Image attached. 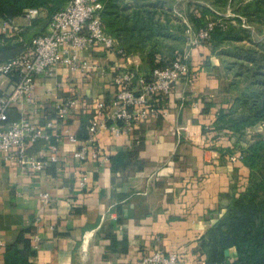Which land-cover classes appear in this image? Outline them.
<instances>
[{"label":"crops","instance_id":"obj_1","mask_svg":"<svg viewBox=\"0 0 264 264\" xmlns=\"http://www.w3.org/2000/svg\"><path fill=\"white\" fill-rule=\"evenodd\" d=\"M46 17L47 11L41 10L11 23L31 39L46 31ZM3 21L0 18V39L5 35ZM7 38L12 40L0 46V61L22 50V41ZM190 49L194 82L184 77L171 95L155 96L151 101L155 113L147 121H137L129 135H114L110 129L97 134L108 161L89 157L83 162L75 151L88 136L97 101L113 97L118 70L136 66L150 76L152 66L141 52L85 49L83 68L72 71L59 65L53 76L37 79L35 106L7 110L5 125L23 111L45 125L56 118L58 102L69 97L79 101L65 119L56 118L62 135L59 162L30 172L7 162L0 152V264H7L12 245L23 249L25 239L35 252L28 258L31 264H139L155 249L178 251L179 264H206L204 238L245 188L250 168L238 149L246 150L257 130L248 129L243 143L240 133L216 128L218 109L231 103L229 78L218 70L209 46ZM161 59L157 54L156 63ZM16 79L1 77L2 91H11ZM206 102L213 103L209 111ZM69 133L79 141L70 140ZM48 144L39 139L29 152L44 156ZM231 154L238 158L232 160ZM230 250L235 255V249Z\"/></svg>","mask_w":264,"mask_h":264},{"label":"built area","instance_id":"obj_2","mask_svg":"<svg viewBox=\"0 0 264 264\" xmlns=\"http://www.w3.org/2000/svg\"><path fill=\"white\" fill-rule=\"evenodd\" d=\"M102 0H69L61 9L52 14L47 29L43 33L26 39L23 29L17 28L10 21L4 20L2 31L9 38L22 41L24 48L20 54L5 61H0V78L16 76L11 91L4 92L0 88V152L7 162H17L30 172H40L53 163L59 162V145L61 132L58 130L57 119H65L79 104L78 99L69 97L56 104V118H50L45 125H40L23 111L21 117L8 125L7 110L12 106H35V88L40 76H53L59 65H66L72 71L83 68L81 52L93 46H102L107 50L125 53L116 45V39L104 28L102 17ZM40 9L30 8L26 15H38ZM213 22L201 28L193 44L199 45L202 40L210 37ZM192 32V28H188ZM201 45V44H200ZM199 45V46H200ZM184 77L192 82L196 73L189 62V53L177 54L170 63L156 66L148 77L136 66H128L118 70L115 76L116 91L110 99H99L96 110L88 128V136L75 151V157L86 161L89 157L108 161L109 156L99 145L97 134L102 129H110L114 135H129L137 121L148 120L155 111L151 108L152 99L159 95H171L176 83ZM56 137V142L52 138ZM48 141L47 154L34 155L29 147L39 139ZM69 139L75 142L79 138L69 133ZM239 156H242L239 155ZM236 160L238 155L231 154ZM48 197V193L44 194ZM38 238L33 239L37 242ZM182 256L178 251L165 253L155 249L144 254L139 264H179Z\"/></svg>","mask_w":264,"mask_h":264},{"label":"trees","instance_id":"obj_3","mask_svg":"<svg viewBox=\"0 0 264 264\" xmlns=\"http://www.w3.org/2000/svg\"><path fill=\"white\" fill-rule=\"evenodd\" d=\"M68 1L0 0V18L11 22L14 18L26 14L28 9L38 8L40 11L46 10V19H50L52 14ZM167 1L102 0L101 13L105 31L118 38L126 52L138 51L145 55L152 66L151 72L156 66L166 65L177 54L184 52L180 46L169 45V40H175L179 44L185 42L184 33L188 32L189 27L198 33L201 28L208 26L209 22L204 19L205 13L216 15L213 9L202 6L200 17L196 16L199 10L191 11L190 21L185 25L178 23L177 27L176 24H172V20L176 19L172 9H165ZM213 4L221 11L228 6L249 19L256 16L264 20V0H214ZM222 30L215 24L210 30V37L205 40L207 46L212 49V54L218 52L220 48L218 43L225 38V40L242 38L239 33L236 35L219 33ZM212 39L213 45H210ZM11 40L3 35L0 46H6ZM23 48L22 43V50ZM176 50L178 53H175ZM157 54L162 55V59L156 63ZM260 74L261 78L253 82L247 91L232 95L228 108L218 109L216 128H227L242 135L248 127L260 121L264 122V73ZM232 83L235 84L234 79ZM227 89L230 91L229 85ZM206 104V110L209 111L213 103ZM240 157L250 168L248 180L245 188L232 200L224 217L204 238V246L208 250L206 264H264V136H256L254 142ZM25 240L26 246L23 249L16 245L8 249L7 264H31L28 258L35 252L30 248L29 240ZM232 248L235 249V255H227L226 249Z\"/></svg>","mask_w":264,"mask_h":264},{"label":"rangeland","instance_id":"obj_4","mask_svg":"<svg viewBox=\"0 0 264 264\" xmlns=\"http://www.w3.org/2000/svg\"><path fill=\"white\" fill-rule=\"evenodd\" d=\"M213 2L214 0H168L165 9H172L173 13L176 14V19L172 20V24L177 25L179 23L178 25H185L186 22L190 21L189 15L191 11L194 12L199 10L200 12H197L196 16L200 17L202 6L209 7L214 10L216 15L211 16L205 13L204 19L205 21L213 22L214 26L216 24L220 29H223L219 33H229L230 35L239 33L242 35L240 39L232 38L225 40V38L218 43L220 45H218L220 47L218 52H215V54L213 53L218 70H220L221 74L229 78V93L231 95L241 94L247 91L253 82L261 78L260 73H264V20L256 16H252V19H249L235 12L228 6L225 10L221 11ZM239 15L240 17H237ZM177 20H180V22ZM184 34L186 35L185 42L182 41L179 44V42L175 40H169L168 44L180 46L182 49L181 51H185L186 47V51H190L191 47H198L200 44L207 46V42H205L206 38H200L202 41L199 45L193 44L192 40L196 37V33L193 29L191 33L186 32ZM210 45H213V39ZM175 53H178V51L176 50ZM233 79L235 80V84L232 83ZM253 128L257 130L255 133L256 136H264V122L260 121L256 125L248 127L244 133H246L248 129L250 130ZM241 137L243 143L248 140L243 134ZM238 150L240 154H243L244 150H242V148Z\"/></svg>","mask_w":264,"mask_h":264},{"label":"water","instance_id":"obj_5","mask_svg":"<svg viewBox=\"0 0 264 264\" xmlns=\"http://www.w3.org/2000/svg\"><path fill=\"white\" fill-rule=\"evenodd\" d=\"M226 254L230 255L231 254V250L230 249H226Z\"/></svg>","mask_w":264,"mask_h":264}]
</instances>
